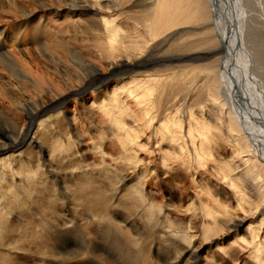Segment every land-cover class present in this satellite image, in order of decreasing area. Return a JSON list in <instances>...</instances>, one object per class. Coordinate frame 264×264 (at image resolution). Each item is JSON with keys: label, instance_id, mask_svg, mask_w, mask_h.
Listing matches in <instances>:
<instances>
[{"label": "rangeland", "instance_id": "rangeland-1", "mask_svg": "<svg viewBox=\"0 0 264 264\" xmlns=\"http://www.w3.org/2000/svg\"><path fill=\"white\" fill-rule=\"evenodd\" d=\"M148 2L143 1V4L141 3L140 5L145 6V3L147 4ZM241 2L243 6L241 9L245 16V37L241 38V45L250 58V61H247V66H245L246 75L247 79L250 80L249 84L253 85L252 91L255 90L254 98L257 99V102H261V108L264 111V47H259L255 39H253L256 35L254 33L264 30V0H241ZM15 4L18 9L35 15L34 23L28 25V29H31L32 24H36L41 17H46V21L49 24L51 22V25L59 23L55 22L51 16H48L46 12L41 10L44 4L57 7V0H16ZM17 8L7 5L6 0H0V34H2L0 35V52L10 54L12 60L10 63L8 62V56L0 58V129H4L11 137L24 133H28L29 137H32L35 133L36 140L48 151V156L50 152L55 150L56 146L62 143L66 144V148H64L66 154H63L62 159H60L58 154L61 153L56 152L58 156L56 155L55 160L53 158V161L49 164L54 171V175L62 179L61 185L54 184L52 178L42 175L41 168L37 169L35 179H32V173L28 180H25L23 172L25 170L30 171L31 169L21 167L23 169L21 171L20 161H28L27 159H29L30 167L33 168L37 160L35 149H31L25 145L17 149L18 151L2 154L4 157H12L10 168L5 167L1 168L2 171L0 170V175L5 173L6 176V180L0 184V208L3 207L0 212L4 214L8 213V215H4V220L0 216V232H4L5 228L11 226V229L7 228L11 230V234L21 236L24 231L28 233L27 224L30 218L32 217V221L35 223V220L39 219L38 217L41 212L39 207L45 206V203L37 202V200L41 201L39 198L43 196V201H45V198H52L51 205L56 210L59 211V205L64 207L60 211L61 215L67 219L72 218L73 223L71 225H75L73 228H76L78 232L76 234L73 233L74 235L72 233L67 235L65 244L68 249L67 254L69 259L63 262V264H124L126 258L135 260V264H165L163 261L167 257L168 259L178 257L189 246L192 247L187 250V257H183L184 262L188 261L193 250L197 249L196 247L201 246L203 250L199 256L202 264L253 263L251 249H245L238 243V238L242 237L244 232L235 233L231 229H226V226L222 224L221 214V216L217 217V220H212L214 223L218 222L220 224L219 228L207 232V227H211L214 224H210L211 222L205 218L201 206V204H207L214 211H219V206L213 204L215 198L222 205L236 207L237 203L236 197L233 194L234 192L230 190V185L223 180L222 171L216 170L213 165L215 161L217 163L216 166L220 169L224 162H232L243 157L235 156L233 144L231 145L225 141L223 143H213L207 160L204 162V168H198L193 163L191 173L185 174L186 177L184 178L180 176L176 180L170 179L168 173L165 174L166 170L158 166L159 157L153 154V159L156 162L155 166L163 172L165 171L164 173L162 171L159 172L157 181L151 183L142 179L141 176H136L125 185H122V178L126 176L131 177L132 174L128 168H117L116 162L120 161V156L123 154L121 147L118 143H114L111 140V137L106 132L107 130L102 127V124L98 123L97 117L91 115L94 109H90V105L93 102H98V99L101 97V90L96 92L94 88H91L86 90L81 96L74 94L65 96L69 90L78 89L83 81L88 78L87 76L92 75V73L94 74L98 71L101 77L107 78L112 73V67L117 66L116 63H126V61L132 64L144 63L143 61L156 58L160 61L154 62V60L153 63L157 64H148L146 67L136 69L131 74L112 78L111 86L117 82L120 86H125L126 83L130 82V78L152 74L154 77L161 78L168 85L169 90L166 91V94L170 93V103L176 100L174 109H179L183 115L188 111L192 112L196 118L200 116V112H205L206 115L210 111V118L206 119L207 125L211 129L225 127L220 121L218 123V115L222 116L228 110L222 87L219 90V97L220 99L222 98L221 100L226 105L212 110L213 107L209 104L211 103L209 99L212 100V98L208 96L206 87L203 85L204 82L200 81L202 76L209 75L208 73L211 72L210 68L213 69L211 72L213 74L211 75L217 76L219 72L218 66L220 65V59H218L220 56L212 54L215 52V48L220 45V40L216 36L215 28L209 17L205 22H199L195 26H187L188 28L180 27L166 33L153 41V43L149 42L145 44L141 49L121 52V56H117V58L119 57L123 60L120 61V59L111 60L106 55L99 54L92 46L88 50L82 48L77 50L72 37L76 41L78 39H83L84 41V33L87 29L85 28L87 26L85 23L84 27L77 29V32L70 26V34H67V42H64V45L59 43V40H56L54 37H43L42 33L35 36L32 34L34 32L30 30L26 35L22 33L19 45L16 47L12 46L10 36L16 33L14 26L22 20V14ZM129 8L127 7L125 10H128L126 14L130 16H138L142 10L141 7L130 10ZM77 16L84 18L83 13H79ZM63 19L61 17L58 21L61 20L60 22H62ZM174 33H177V35L161 48L154 50L157 44L167 41L166 37ZM185 33L187 34L185 35ZM3 36L6 38L3 39ZM43 38H46V45L40 46V39L42 40ZM183 40L202 41V44L197 46V49L185 51L181 47ZM83 44L84 42H81L79 46ZM47 46L48 48H46ZM171 47L175 49V52L169 50ZM75 55L83 57L84 63H89L90 67L88 70L84 71L80 67H77L76 63L81 62L78 61L79 59H75ZM209 55L212 56L209 57ZM173 56L178 59L167 61L168 58H172ZM200 56L202 57L198 58ZM238 56L239 53H236L237 58H235L239 59ZM189 57H195V59L186 62L182 60ZM110 60L113 65H111ZM241 66L240 69L242 68L241 70H243V66ZM200 70L203 71L201 72ZM50 85H53V87ZM181 85L183 86V90L181 91L182 94H179L177 91ZM48 86L53 89L51 93L45 91ZM126 86H132V83ZM184 94L185 97H179ZM51 95H64L62 106L59 109L46 113L43 117H39L31 123L28 120L29 112L40 105L45 106L53 102L54 97ZM174 95L175 97H173ZM176 96L179 99H176ZM163 97L164 95L161 96L162 99ZM170 103L165 104L166 109H168L167 107L170 106ZM166 113H169V110ZM88 116L93 121L90 126L88 124L90 122ZM68 123H71V125L68 126ZM157 125L156 123L154 124L155 127ZM56 126L61 129V134L66 136L60 137L55 133L57 131ZM45 127L53 130L54 136L60 139H56L55 137L54 139H50L46 133L47 131H45ZM200 128V125L195 126L196 130ZM103 131H105V134L101 136L100 134ZM195 137L198 140L201 138ZM210 137H212V134ZM55 141L59 143L56 146H54ZM263 149L261 146L258 147L257 157L262 156V152L264 153ZM100 151L104 153L103 162L101 161ZM192 156L194 155L192 154ZM45 160H48V157H45ZM242 160H245V158H242ZM120 165H123V163ZM242 167L244 168V165L239 170ZM115 168L118 169L116 173L114 172ZM12 172L15 174L14 178L11 175ZM181 174H184V172L182 171ZM82 187L85 188V193H87L86 195L89 196V201L91 202H96L98 199V196L92 194L95 192L97 194L102 192L107 193L102 195H105L109 201L117 189L122 195L121 198L125 196V199L133 207L130 211H125L122 207L117 208L118 205L112 208L113 206H110L111 201L107 207L109 213H117V218L114 220L117 224L123 225L122 221L125 219L129 221V226H127L129 231L127 230L125 235L105 226L96 217H91L86 211V209L88 211L91 209L80 202L79 197L83 193ZM134 187H137L139 191L143 189L145 202L142 207H137V202L133 200L132 193ZM208 191H211V197L214 196L209 202L206 199L207 194H209ZM3 193H7L12 198H3ZM56 193L60 194L61 197L57 198ZM250 197H247V200H250ZM53 198L56 199L54 200ZM47 205H49V202ZM253 212L254 210L251 213ZM83 213H88L89 216L84 215V217ZM243 216L244 213L241 212L234 214L235 218L233 217L232 220H239ZM248 221L255 224L258 222L251 217L247 218ZM153 226H156V228ZM165 227L172 228L173 235L176 233L174 235L177 237L176 240L171 239V242H167L164 238L163 240L161 239V236H167L163 232ZM67 230L69 228L66 229V232ZM109 236L115 242H111L108 238ZM2 238L6 240V237ZM210 239H215L214 245H208L207 241ZM24 243L26 242L24 241ZM171 243L176 244L175 248ZM133 244H136V247ZM77 251H82V254L78 256L76 254ZM232 254H234V257L228 258ZM135 255L137 258L133 259L131 256ZM38 262L50 263V260ZM31 263L35 262L31 261Z\"/></svg>", "mask_w": 264, "mask_h": 264}, {"label": "bare ground", "instance_id": "bare-ground-1", "mask_svg": "<svg viewBox=\"0 0 264 264\" xmlns=\"http://www.w3.org/2000/svg\"><path fill=\"white\" fill-rule=\"evenodd\" d=\"M15 1L16 0H6L7 5L17 8ZM143 1L149 2L147 4L145 3V6H141L140 4H143ZM204 1L57 0V7H51L44 4L41 10L46 12L48 16H51L55 22H59L58 24L51 25V22L49 24V22L46 21V17H41L36 24H32L31 29H28L29 27L27 28V26L34 23L35 15L17 8L22 14V20L18 22V24H14L16 26H14L16 33L11 35L10 39L12 46L16 47L20 43V37L23 35L22 33L26 35L27 32L32 30L34 32L32 34L35 36L42 33V35H44L43 37H54L56 40H59V43L64 45V42H67V34H70V26H72L77 32V29L79 27H84L85 23L87 25L85 28L87 29L84 33V41L83 39H78V41H76V39L72 37V41H74L73 43L77 47V50H80L81 48L88 50L92 46L99 54H104L109 59L114 60L117 56H121V52L141 49L145 44L149 42L153 43V41L166 33L180 27L195 26L199 22H205L209 17L215 28L216 36L220 40V45L217 46L215 52L212 53L214 56H220L218 58L220 59V65L218 66L219 72L217 76L211 75L213 74L211 73L213 69L210 68L211 72L208 73L209 75H200L202 76L200 81L204 82L203 85L206 87V92L208 96L212 98V100L209 99L211 102L209 104L213 107L212 110H214V108L215 110L216 108L219 109V107L221 108L226 105L225 102L227 103L228 110L226 111L227 113L224 114L225 116L223 114L222 116L217 114L219 116L218 123L220 121L225 127L212 128L214 129L212 130L210 126L207 125L208 122H206V119L210 118V111H208L209 114L206 113V115L205 112H200V116L196 118L192 112L188 111L183 115L180 113L179 109H174L176 100L170 103V93L166 94V91L169 90L168 85L164 83L161 78L154 77L152 74H150L152 76L142 75L140 77L135 76L130 78V82L126 83L125 86H120L118 82L111 86L112 78L123 77L129 73L131 74L136 69L146 67L148 64H157L153 63L154 60V62L160 61L156 58L143 61L144 63L132 64L127 63V61L126 63H116L117 66L112 67V73L107 78L101 77L98 71L94 74L92 73V75L87 76L88 78L84 80L83 83L80 82L82 84L78 89L73 91L69 90L65 96L70 94L81 96L86 90L91 88H94L96 92L101 90V97L98 99V102H93L90 105V109H94L91 112L92 114H90L97 117L98 123L102 124V127L107 130L106 132L108 136L111 137V140L114 141V143H118L121 147V152H123V154L120 156V161L116 162L118 165L117 168H128L132 174L131 177L126 176L122 178V185H125L136 176H141L142 179L151 183L157 181L159 178V172L162 170L155 166L156 162L155 159H153V154L159 157L157 162L158 166L166 170V172L164 171L165 174L168 173L170 179L172 178L176 180L179 179L180 176L181 178H184L186 177L185 174H190L193 163L198 168H204V162L207 160L209 150L211 146H213V143H223L225 141L231 145L233 144L235 148V156L243 157H240L237 160L234 159L235 161L232 162H224L220 169L216 166L217 163L215 161L213 165L216 170L222 171L223 176H221L223 180L230 185V190L234 192L233 194L236 197L237 204L236 207L222 205L217 202L214 196L211 197V191H208L209 194L206 196L207 201L209 202L210 199L214 198L213 204L218 205L220 210L214 211L207 204H201L203 215L211 222L210 224H214L211 227H207L206 231H213L214 229L219 228L220 224L218 222L214 223L212 220L214 219L215 221L218 216L222 215L221 219L224 222H222V224L226 226V229H231L235 233L244 232V235L238 238V243L245 249H251L253 259V263L251 264H264V153L262 152V156L260 157L256 156L258 154V147L261 146L264 148V111H262L261 102H257V99L254 98L255 90L252 91L253 85L251 86L249 84L250 80L247 79L246 75L245 66H247V61H250V58L249 55L247 56L245 50L242 49L241 45V38L245 37V16L241 9L243 6L241 0ZM127 7H130L129 10L141 7L142 10L138 16H130L126 14L128 10L125 9H127ZM79 13H83L84 18L78 17L77 15ZM61 17L65 19H63L62 22H60L61 20L58 21ZM186 34L187 33H185V35ZM254 34L256 35L253 39L258 43L257 45L259 47H264V30ZM175 35H177V33L166 37L167 41L157 44L154 50H156V48H161ZM5 38L6 37L3 36V39ZM45 41L46 38H43L42 40L40 39V46L44 45ZM81 42H84V44L79 46V43ZM201 44L202 41L183 40L181 47L185 51H191ZM46 48H48V46ZM172 48L173 47L169 50L175 52V49L173 48V50ZM3 53L0 52V58L8 56V62L11 63V55ZM236 53H239V59H236ZM210 56L212 55H209V57ZM74 57L81 62L76 63L77 67H80V69L84 71L88 70L90 65L89 63H84L83 57H79V55H75ZM201 57L202 56L198 58ZM117 59H120V61L122 60L119 57ZM177 59L178 58L173 56L172 58H168L167 61H175ZM193 59H195V57H189L182 60L186 62ZM240 64L243 66V70H241L242 68L240 69ZM111 65H113V63H111ZM130 83H132V86H126ZM50 86L53 87V85ZM52 87L48 86L45 91L51 93L53 90ZM220 87H222L225 102L219 97V90H221ZM182 90L183 86L181 85L177 92L182 94ZM163 95L164 97L162 99L161 96ZM51 96L54 97V100L53 102H50L49 105H40L34 108L33 111L29 112L28 120H30L31 123L37 118L43 117L46 113L59 109L62 106L65 97L64 95ZM173 97H175V95ZM179 97H185V94ZM177 98L178 97L176 96V99ZM168 102L170 103V106L166 109L165 106ZM172 107L173 109H171ZM199 109L201 108L199 107ZM168 110L169 113H166ZM90 116H88V119L91 118ZM89 121L88 124L90 126L93 121L92 119ZM183 122L184 124H182ZM155 123L158 124L156 127L154 126ZM69 125H71V123H68V126ZM196 125H200L201 128L196 130ZM47 128L45 130L47 131V135L50 139H54L55 136L53 130ZM56 128L57 131L55 133L60 137L66 136L61 134V129H59L58 126H56ZM104 134L105 131L100 135L103 136ZM211 134L212 137L209 138ZM34 135L29 137L28 133H24L11 137L6 131H4V129H0V156H2L3 153L18 151L17 149L27 145L29 148L35 149L37 160L33 168L30 167L29 159H27L28 161H20V168L31 169L30 171L25 170V172H23L25 180H28L32 173V179H35L37 169L41 168L42 175L52 178L54 184L61 185L62 179L54 175V171L49 164L53 161V158L55 160L57 155L56 152L61 153L58 155L59 158L62 159L63 154H66V151L64 150L66 144H59L58 141H55L54 146L57 144L59 145L56 146L55 150L50 152L48 156V151L39 141L36 140ZM100 135L98 134V136ZM195 136L201 138L198 140ZM56 139L60 138L58 137ZM205 140L206 142H204ZM256 150L257 152H255ZM100 154L101 161L103 162L104 153L100 151ZM192 154L194 156H192ZM11 157L12 156H8L0 159V170L5 167L10 168ZM45 157H48V160H45ZM242 158H245V160H242ZM121 163H123V165H120ZM242 165H244V168L242 167V169L239 170ZM104 167H106V165H104ZM21 171H23L22 168ZM117 171L118 169L115 168L114 172L116 173ZM182 171L184 174H181ZM164 172L162 171V173ZM11 175L14 178L15 174L13 172ZM5 180L6 176L4 173L3 175H0V184ZM81 190H83V193L80 194V202L84 203L89 209H91L90 211L86 209L91 217H96L101 220L105 226L113 228L120 234L125 235L127 233L129 221L125 219L122 221L123 225L117 224L114 221L117 218V213H109L107 208L111 201L112 203L110 206H113L112 208H115L118 205L117 208L122 207L125 211L133 209L131 203L125 199V196L121 198L122 195L118 189L112 194L110 201L105 195H102L107 193H92L98 196L96 202L89 201V196L86 195L87 193H85L86 191L84 187H82ZM132 195L133 200L138 204L137 207H142L145 202L143 189L139 191L137 187H134ZM3 196V198H12L7 193H3ZM249 196H251L249 198L250 200H247V197ZM56 197L59 198L61 195L56 193ZM39 199H41V201L37 200V202H43L45 203V206L39 207L41 212L38 217L39 219L35 220V223L32 221V217L30 218L27 224L29 229L28 233L24 231L21 236L11 234L12 232L9 230L12 228L11 226L7 227L9 229L5 228L4 232H0V264H63V262L69 259L67 254L68 249L65 244L67 235H69V233H78L76 228H73L75 225H71L73 219H67L61 215L60 211L64 209V207H61L62 205H59V211L52 207V198H45V201H43V196H41ZM128 199L131 200L130 198ZM48 202L49 205H47ZM60 203L62 204V202ZM245 207L246 209H244ZM2 209L3 207L0 208V211H2ZM253 210L254 212L251 213ZM240 212L244 213V216L239 220H232L234 214ZM88 213H83L82 215L89 216ZM115 214L116 216H114ZM4 215H8V213L4 214L0 212V216H2L3 220L5 219ZM250 217L253 218V220H257V224L253 222L249 223V221L247 222V218ZM68 228L69 230L66 232V229ZM154 228H156V226ZM163 232L164 234H167V236H161L162 240L163 238L167 242H171V239L176 240L177 237L174 236L176 233L173 235L172 228L165 227ZM103 233L105 232L103 231ZM2 237H6V240H3ZM108 238L111 242H115L110 236ZM24 241L26 243H24ZM174 243H171V245L175 248L176 244ZM207 243L208 245H214L215 239H210ZM133 245L136 247V244ZM191 247L192 246L187 247V250L191 249ZM196 248L197 249H194L191 253L188 261L184 262L183 260L184 256L187 257L188 251L183 250L178 257L173 259H168L167 257L163 263L202 264L199 254L203 250V247L198 246ZM76 254L79 256L82 254V251H77ZM131 257L133 259L137 258L136 255ZM233 257L234 254L228 258ZM47 259L50 260V263L42 262V260ZM31 261L35 263H31ZM38 261H41L42 263ZM134 261L126 258L124 264H135Z\"/></svg>", "mask_w": 264, "mask_h": 264}]
</instances>
